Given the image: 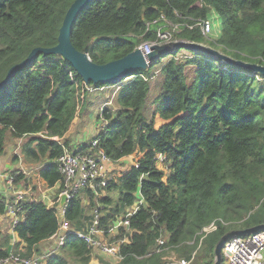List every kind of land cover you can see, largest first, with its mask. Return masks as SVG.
Listing matches in <instances>:
<instances>
[{
  "label": "trees",
  "instance_id": "trees-1",
  "mask_svg": "<svg viewBox=\"0 0 264 264\" xmlns=\"http://www.w3.org/2000/svg\"><path fill=\"white\" fill-rule=\"evenodd\" d=\"M73 1L0 0V82L32 49L57 44ZM211 13L221 22L216 40L198 26L187 27ZM162 14L179 24L175 40L202 42L233 58L264 64V0H89L76 17L71 43L103 64L153 41L163 21L151 22ZM181 49L116 82L95 84H86L61 55L39 53L4 83L0 154L8 135H34L35 149L24 151L47 160L38 174L48 187L61 181L54 160L64 147L71 149L65 134L83 115L89 86L118 85L115 107L99 110L105 126L77 149L88 150L96 138V148L112 160L134 156L137 166L127 164L108 182L105 190L118 191L116 201L85 189L87 204L79 192L66 203L65 218L74 230H85L99 203V227L107 236L114 218L137 201V194L143 198L129 215L131 232L117 262L92 257L73 235L58 251L43 252L59 228V194L50 206L34 199L23 203L13 230L15 252L43 257L42 264H70L68 259L72 264H162L164 249L174 248L186 259L198 253L194 264H212L215 243L225 232L264 223V75L183 49L190 56L185 58ZM150 98L154 108L148 118ZM10 175L15 184L23 180L17 170ZM6 202L0 199V215ZM211 222L216 229L205 234L202 229ZM120 229L117 238L123 235ZM3 237L0 255L10 242Z\"/></svg>",
  "mask_w": 264,
  "mask_h": 264
},
{
  "label": "built area",
  "instance_id": "built-area-1",
  "mask_svg": "<svg viewBox=\"0 0 264 264\" xmlns=\"http://www.w3.org/2000/svg\"><path fill=\"white\" fill-rule=\"evenodd\" d=\"M163 21L158 25L153 41H146L139 47L142 55L145 58L146 68L150 65V61L146 59V54L150 51L153 44H160L174 39L175 28L179 25L172 23L163 14L154 19L151 23L155 24ZM193 25L200 28L201 33L209 38L211 36L214 24L209 18L198 19L195 24H187V27L192 28ZM167 28V29H166ZM172 32V33H171ZM188 52L182 54L183 57H190ZM156 72L149 77L153 78ZM143 76V75H141ZM147 79L148 76H143ZM90 87V86H89ZM106 121L100 120L98 130L105 126ZM97 130V131H98ZM98 140L96 138L90 141V147L86 151L78 149L63 148L62 153L54 160L57 170L61 175V194L66 196L65 203L59 205L57 208L59 228L56 233L55 250H59L66 242L67 236L73 235L82 240L92 257H103L114 262L122 259L120 253V246L126 240L127 235L131 232L129 215L134 213L138 206L135 207L136 202L132 205L134 211L128 212L126 215H118L119 223L115 224L110 232L115 237L112 241H108L100 236L101 229L99 227V218L102 216L99 208L94 209V216L91 223L85 230H74L65 218L66 203L78 195L82 190H90L95 197L99 195L96 191L105 189L108 182L112 179V172L115 161L112 160L101 148H96ZM94 148V149H93ZM92 150V151H91ZM136 160L131 161L130 164H136ZM6 182L12 194V197L7 200L5 207V214L10 220V229L14 232V226L21 220L22 205L25 202L23 191L14 183L11 175L7 176ZM98 194V195H97ZM143 201V198L140 196ZM143 204V203H142ZM129 208V207H128ZM127 208V209H128ZM115 217L116 219L118 218ZM114 218L113 221L116 219ZM118 220V219H117ZM112 221V223H113ZM123 230L122 237H118L121 229ZM216 229L214 222L204 227L202 231L207 234ZM158 244H163V239L158 240ZM224 264H264V230L243 236H234L230 238L223 246ZM43 258V257H42ZM41 257H25L13 249L0 255V264H42ZM189 260L180 258L176 260H169L162 264H188Z\"/></svg>",
  "mask_w": 264,
  "mask_h": 264
},
{
  "label": "water",
  "instance_id": "water-1",
  "mask_svg": "<svg viewBox=\"0 0 264 264\" xmlns=\"http://www.w3.org/2000/svg\"><path fill=\"white\" fill-rule=\"evenodd\" d=\"M89 0H74L67 9L62 24L59 29L57 44L48 48L36 47L31 50L29 55L21 62L14 64L8 70L4 80L0 82V88L5 82L10 80L14 73L31 62L39 53L44 54H59L67 60L73 69L81 76L83 81L87 84L98 82H116L121 78L132 74L136 69H145V58L139 48H136L127 55L108 61L103 64H96L90 60L87 55V50L79 51L71 43V33L74 22L80 10L86 5ZM179 48L196 51L198 53L214 55L222 61L250 70L255 73L264 75V64L248 62L233 58L227 54L220 52L207 44L202 42L184 41V40H170L168 42L153 44L150 51L146 54L148 61H153L162 56H167L170 52L176 51ZM66 196L61 194L60 205L65 203ZM264 230V223L257 224L248 228L233 229L225 232L215 243L214 259L212 264H223L222 249L224 244L234 236H243L256 233Z\"/></svg>",
  "mask_w": 264,
  "mask_h": 264
},
{
  "label": "crops",
  "instance_id": "crops-1",
  "mask_svg": "<svg viewBox=\"0 0 264 264\" xmlns=\"http://www.w3.org/2000/svg\"><path fill=\"white\" fill-rule=\"evenodd\" d=\"M104 88L105 86L99 89L94 87V89H89V91L90 93L91 91L93 93L95 91H103ZM94 118L95 117H89V119L84 124V120H81V118L74 119L69 130L65 134V138L69 140L71 149H77L80 145L86 144L97 133L100 122H96ZM88 135H91L90 139L88 138ZM33 136L34 135H26L20 138H12L8 135L6 137L4 152L0 154V199H4L5 201H7L12 197V194L6 182V178L10 175L11 171L17 170V172L21 173L23 179L29 178L30 173H32V175H34L35 177H39L42 183L41 185H38V191H34L32 189L33 187L29 191L25 190L26 192H23L24 201L26 202L28 200L34 199L42 201L47 206H50L53 204L56 194H59L61 196V186L60 183H58L53 187H48L40 178L38 170L41 165L47 162V160L39 161L36 160V156L34 153H25V147L35 149V142H33L32 139ZM17 186L20 187V182L17 184ZM86 202L87 199L83 198V205L87 204ZM59 203L60 201L57 204V208L60 205ZM9 222L10 220L6 214L0 215L2 231V234L0 235V249H3V244L5 242V238L3 237V235H6L8 236V238H10L8 249H12L13 243L16 242V237L10 229ZM100 234H102V232ZM102 236L104 235L102 234ZM55 243L56 235L43 244V252L46 253L48 251L54 250Z\"/></svg>",
  "mask_w": 264,
  "mask_h": 264
},
{
  "label": "rangeland",
  "instance_id": "rangeland-1",
  "mask_svg": "<svg viewBox=\"0 0 264 264\" xmlns=\"http://www.w3.org/2000/svg\"><path fill=\"white\" fill-rule=\"evenodd\" d=\"M210 20H212L213 24H214V29L213 32L211 34V36H209L208 39L210 40H216V38L220 35L219 31L221 29V22L218 19L217 15H215L214 13H211L208 17ZM167 29V28H166ZM218 30V32H217ZM172 33V32H171ZM181 54L186 53V50L181 49L179 51ZM187 55H189V53H187ZM167 58H169L168 56L163 57V61L165 62L167 60ZM118 85H109V86H105V88L103 89V91H95L92 93H90L87 95V100L88 103L86 105V108L84 110L83 115L80 117L81 120L83 121V124L86 123V121L89 119V117H95V121L96 122H100V120L102 118H99V110L103 107V106H109V107H115V103L113 101V94L114 91L116 90ZM104 87V86H103ZM101 88V87H100ZM90 90L94 89V86H90L89 87ZM99 89V88H98ZM152 96V95H151ZM146 111L145 114L148 118H150V113L153 110L154 106H153V102L151 100V98L148 100L147 105H146ZM90 113V114H89ZM90 115V116H88ZM98 117V118H97ZM97 119V120H96ZM88 138H91V135H88ZM88 141V140H87ZM72 145V144H71ZM73 149V148H72ZM135 157L134 156H129V157H125L124 159H121L117 162H115L114 168H113V172H112V176L115 177L118 175V172L120 170H124L125 167L127 166V164H129L131 161H134ZM41 180L39 179V177H35L34 175H32V173H30L29 178H24L23 180L20 181V190H22L23 192L29 191L32 187V189L34 191H38V185H41ZM26 190V191H25ZM97 193H99V196H110L112 201H116L118 198V191H114V190H110L109 192H107L105 189H100V191H96ZM82 193V192H81ZM84 193L80 194L79 196L83 197ZM137 202L135 204V207L139 206L140 204L143 203L142 199L140 198V196L137 194ZM95 208H99L101 209V214L103 212V207H101V205L99 203H97ZM94 208V209H95ZM128 208V207H127ZM125 208L123 210V212H121L119 215H126L129 211L132 212L134 211V207L129 206V208L127 209ZM94 209L92 211V213L94 212ZM91 214V213H90ZM118 217V216H117ZM116 219V218H115ZM118 219V220H117ZM115 221H113L111 228L117 224V222L119 223V217L117 218ZM103 234V233H102ZM102 234H100V236H102ZM114 234V232H110L109 235L107 236H102L104 239L108 240V241H112L115 237H113L112 235ZM61 251V250H60ZM163 255V260L164 262H167L169 260H176V259H180V258H184L183 256H181L180 252H178L177 250H175L174 248H166L164 249V251L162 252ZM198 253L195 254V252H193L190 256L189 263L188 264H194V261L196 260ZM195 257V258H194ZM186 259V258H185ZM194 259V260H193ZM69 263L72 264L73 260L72 259H68ZM193 260V261H192ZM92 264V263H89ZM224 264V263H223Z\"/></svg>",
  "mask_w": 264,
  "mask_h": 264
}]
</instances>
